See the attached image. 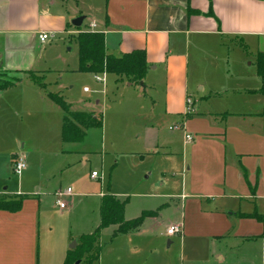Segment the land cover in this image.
Masks as SVG:
<instances>
[{
  "label": "crops",
  "instance_id": "crops-1",
  "mask_svg": "<svg viewBox=\"0 0 264 264\" xmlns=\"http://www.w3.org/2000/svg\"><path fill=\"white\" fill-rule=\"evenodd\" d=\"M53 1L0 0V71L30 70L25 54L31 39H38L39 31L68 30V17L76 13L51 12ZM91 5L98 20L89 22L103 32L107 52L144 50L146 82L152 88L163 83L162 111L190 136L179 191L170 197L179 203L176 224L187 249L202 252L204 264H264L262 82L257 74L236 87L204 80L205 73L218 76L215 72L228 65L229 45L244 58L264 53V0H95ZM4 150L0 196L27 197L18 209H0V264H60L68 248L63 255H47L40 245V196L7 191L17 152ZM253 212L257 216L241 215ZM157 215L145 217L138 229L156 223Z\"/></svg>",
  "mask_w": 264,
  "mask_h": 264
},
{
  "label": "rangeland",
  "instance_id": "rangeland-1",
  "mask_svg": "<svg viewBox=\"0 0 264 264\" xmlns=\"http://www.w3.org/2000/svg\"><path fill=\"white\" fill-rule=\"evenodd\" d=\"M92 3L95 0H54L51 12H75L68 21L84 16L81 26L44 30L53 37L45 43L31 39L25 54L30 70L0 71V83L20 78L0 91V150L25 154V168L19 174L12 171L7 191L40 196V245L47 255H63L64 248L74 249L72 242L81 234L93 232L100 221V195L109 193L127 197L126 218L159 207L158 219L152 226L148 222L115 235L113 225L101 228L98 256L91 264H204V254L187 249L179 234L165 235L167 224L180 218L179 203L170 197L179 191L182 154L188 145L181 127L169 128L177 124L174 117L162 111L163 83L152 88L144 76L143 87L125 76L78 69V45L70 35L87 28L92 18L98 20ZM229 47L228 65L215 72L218 76L205 73L210 84L236 87L257 74L255 53L244 58L242 50ZM31 72L42 75L45 90L60 93L72 109L99 116L100 126L85 128L79 142H63V112L28 78ZM6 151H0L5 163ZM91 171L97 176L90 178ZM68 186L73 192L65 196L66 207L59 209L52 193Z\"/></svg>",
  "mask_w": 264,
  "mask_h": 264
},
{
  "label": "trees",
  "instance_id": "trees-1",
  "mask_svg": "<svg viewBox=\"0 0 264 264\" xmlns=\"http://www.w3.org/2000/svg\"><path fill=\"white\" fill-rule=\"evenodd\" d=\"M193 11V10H189ZM211 12L209 11L208 14ZM71 24L67 22V25ZM74 35H70L78 45V61L80 71L97 73H112L116 76H125L132 83H140L145 86L143 78L148 68L143 49H134L121 55L107 52L104 43V34L90 28L76 29ZM257 75L261 79V90L264 92V53L258 52L256 56ZM28 78L60 107L63 112L61 121V139L63 142H79L85 135V128L100 126V117L92 112L74 110L65 98L58 92L45 90L43 76L36 72L28 73ZM19 77H13L10 81L0 83V90L10 87ZM26 195L0 196V209L15 210L21 205ZM126 198H119L113 194L100 196L99 211L100 221L93 232L81 234L73 250H67L60 264H91L98 256L99 245L96 239L101 228L114 225L112 235L137 230L145 217L158 214V208L154 210H142L136 217L126 219L124 206ZM242 216H257L253 213H241ZM78 261V263H77ZM83 261V263H82Z\"/></svg>",
  "mask_w": 264,
  "mask_h": 264
},
{
  "label": "built area",
  "instance_id": "built-area-1",
  "mask_svg": "<svg viewBox=\"0 0 264 264\" xmlns=\"http://www.w3.org/2000/svg\"><path fill=\"white\" fill-rule=\"evenodd\" d=\"M88 27L93 29L95 27V23L94 21L89 22ZM53 37V34H49L45 31H41L38 33V40L41 43H45L48 40H50ZM105 72H102V74H104ZM97 80L100 81H104V78L102 77H98L97 75H95ZM86 90V88H85ZM187 103L191 104V100L187 98ZM181 127V125L179 123L174 124L173 127H169V128H173V129H179ZM185 138L189 139L190 136L188 134H185ZM25 168V154L18 152L15 156V158L13 159L12 162V171L16 174H19L20 171ZM90 178H94L97 176V172L95 171H91L89 174ZM73 190L70 187L65 188L64 190H57L55 192V200L54 203L58 208H64L67 205V202L65 200V196H70L72 194ZM181 232V226L180 224H170L167 226V228L165 229V233L167 236H172L175 234H179Z\"/></svg>",
  "mask_w": 264,
  "mask_h": 264
},
{
  "label": "water",
  "instance_id": "water-1",
  "mask_svg": "<svg viewBox=\"0 0 264 264\" xmlns=\"http://www.w3.org/2000/svg\"><path fill=\"white\" fill-rule=\"evenodd\" d=\"M83 18H84V16L74 17L73 19H71L70 23L72 26L79 27V26H81ZM168 241L170 242V240H168ZM75 245H76V242L73 241L71 246L74 247ZM77 263H78V261H77Z\"/></svg>",
  "mask_w": 264,
  "mask_h": 264
}]
</instances>
